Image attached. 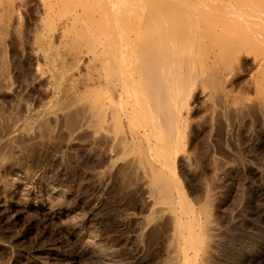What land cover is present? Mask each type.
Returning a JSON list of instances; mask_svg holds the SVG:
<instances>
[{
    "label": "rangeland",
    "instance_id": "rangeland-1",
    "mask_svg": "<svg viewBox=\"0 0 264 264\" xmlns=\"http://www.w3.org/2000/svg\"><path fill=\"white\" fill-rule=\"evenodd\" d=\"M0 1V12L8 6L19 19L13 28L4 19L0 55V264H169V210L150 206L135 151L117 144L121 129L93 126L84 99L99 91L95 65L80 64L83 54L54 35L72 7L52 1L51 13L41 0ZM195 1H181L202 3L186 19L171 18L176 54L194 75L175 177L214 229L195 264H264V0ZM126 124L128 141L134 125Z\"/></svg>",
    "mask_w": 264,
    "mask_h": 264
},
{
    "label": "bare ground",
    "instance_id": "bare-ground-1",
    "mask_svg": "<svg viewBox=\"0 0 264 264\" xmlns=\"http://www.w3.org/2000/svg\"><path fill=\"white\" fill-rule=\"evenodd\" d=\"M41 1L44 6H47L45 8L48 11L50 9L52 11L50 7L52 1L56 2V0ZM65 1L68 2L66 5H69L67 7L72 8L70 12L68 10L66 17L62 16L63 20L61 17L59 18L61 21L56 26L54 35L56 34L59 39L68 40L70 48L78 52L79 58L83 54V59H78L79 63L85 59L86 67L88 64L89 66L90 64L95 65L93 69L96 77L94 78H96L99 91L91 87L86 93V98L84 97L87 100L83 98L86 106L88 105L87 113L95 122L94 125L91 123L98 130L106 129L107 131L109 127L112 126L111 129L114 127L116 130L110 131V134L121 129L122 133L119 131L117 136L121 133L124 136H122L123 140L120 135L119 138H121L118 140L120 142L117 143L115 142L117 139H114L117 137L111 135L115 140L111 141L120 147L124 146L123 149L131 148L128 149L130 154L135 151V158L132 159L131 165L135 166L136 172L141 174L142 178L136 173L140 180L143 179L145 189L148 188L147 197L152 200V202L149 201L152 203L150 206L156 209L155 206L159 202L162 208L165 206L164 208L169 210L170 224H172L170 238L172 259L168 263L195 264L204 239L209 238V232L214 229H208L206 222L202 221V217H198L185 202V194L181 191V185L175 177L176 151L179 150L183 153L180 150L184 149L183 140L187 129L184 122L188 116L186 87L194 75L192 76V69L190 70L186 59L180 58V54H176V47L172 41L177 35H173L175 27L171 18L177 16L180 20L186 19L184 15L186 10H195L201 2L197 1L196 6H188V4L183 6L181 1L187 0ZM191 1L196 2L195 0ZM3 2L0 1V4L3 5ZM7 8L9 7L7 6ZM7 8H3L4 12L1 10L3 14L0 12V55L4 53L1 44L9 32V27L6 25L7 23H4V19H8L11 28L17 26L19 21L17 14ZM222 8L224 10V7ZM227 20L229 19H226V22ZM177 37L180 38V36ZM36 44L38 47L41 45L42 58L52 68L55 57L52 58L48 55L51 52L47 50V46L45 48L49 53L46 54V50L43 51L45 43ZM76 62L78 61L76 60ZM84 63L83 68L85 67ZM1 70L0 80L3 73ZM53 79L52 72L44 78L47 83ZM63 94H61L63 97L67 96L66 93ZM83 99H76L79 103L76 100L75 103L80 104ZM124 120L128 122L127 126L134 125L133 128L128 126L131 127L129 134L127 133L128 141L125 140L126 133L123 132V128H120ZM86 121H84V126ZM89 122L90 120L88 124H90ZM11 134L13 135L15 132H11ZM131 165L129 168H133ZM142 181L140 182L142 183ZM182 203L184 208L181 211L177 205ZM154 209L151 208V210ZM155 211L160 212V210ZM151 215L152 219L155 214Z\"/></svg>",
    "mask_w": 264,
    "mask_h": 264
}]
</instances>
